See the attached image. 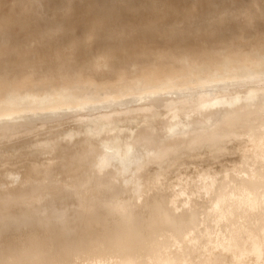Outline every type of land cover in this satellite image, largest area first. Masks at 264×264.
Returning a JSON list of instances; mask_svg holds the SVG:
<instances>
[{
    "label": "bare ground",
    "instance_id": "obj_1",
    "mask_svg": "<svg viewBox=\"0 0 264 264\" xmlns=\"http://www.w3.org/2000/svg\"><path fill=\"white\" fill-rule=\"evenodd\" d=\"M0 264H264V54L0 94Z\"/></svg>",
    "mask_w": 264,
    "mask_h": 264
},
{
    "label": "rangeland",
    "instance_id": "obj_2",
    "mask_svg": "<svg viewBox=\"0 0 264 264\" xmlns=\"http://www.w3.org/2000/svg\"><path fill=\"white\" fill-rule=\"evenodd\" d=\"M263 54L264 0H0L3 97L157 81Z\"/></svg>",
    "mask_w": 264,
    "mask_h": 264
}]
</instances>
